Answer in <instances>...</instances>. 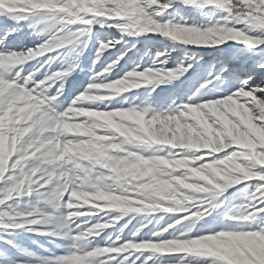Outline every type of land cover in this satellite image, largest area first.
I'll return each mask as SVG.
<instances>
[{"label":"snow or ice","instance_id":"obj_1","mask_svg":"<svg viewBox=\"0 0 264 264\" xmlns=\"http://www.w3.org/2000/svg\"><path fill=\"white\" fill-rule=\"evenodd\" d=\"M28 2L6 0L17 8L0 7V15L13 24H26L37 38L33 48L6 51L0 47V56L9 58L0 68V138L5 144L0 184L8 183L0 194V219L9 215L2 206L14 198H34L36 206L29 212H15L17 219L7 224L0 222V228L27 230L69 241L65 256L41 264H74L75 260L79 264H190L188 256H167L172 253L191 254L196 264H264V167H260L264 166V159L257 155H264V142L252 135L245 123L251 120L257 129L264 130V0H49L53 6L20 11L21 5ZM78 21L80 28L72 30ZM112 27L122 34L134 29L132 36H144L137 41L143 47L132 52L124 47L126 41L97 38L88 85L61 109L65 83L79 68L76 61L91 43L92 29ZM15 31L0 36V46L6 40H15ZM173 42L220 47L212 53H195L180 59L184 50ZM117 44L122 46L116 48ZM135 46L133 43L132 48ZM150 49L156 55L149 57L151 63L145 69L139 60ZM173 51L178 53L174 62L185 66L163 70ZM205 55L211 59L199 63ZM61 57L64 59L59 69L42 71ZM102 60L108 62L97 72L95 66ZM33 61V71L22 75L25 63ZM125 69L122 78L114 82L107 79ZM186 72L189 75L168 96L162 92L151 94L162 81ZM201 78L208 83L188 95ZM150 84L154 87L141 103L160 104L171 99L172 105L166 110L135 105L125 108L124 103L119 109L78 103L84 94L98 87L109 90L96 94L110 96L103 101L107 102ZM113 92L116 94L111 95ZM185 96L184 103H175ZM233 104V111L225 110L224 106L232 108ZM73 107L147 123H175L190 146L168 147L170 155H162L159 148L149 152V146L163 145L134 143L98 123L91 130L97 137H112L111 140L67 151L65 145L86 140L62 131ZM160 157L187 160L189 169L197 170L199 175L185 168L161 174L158 168L162 164L152 163ZM136 160L142 163L137 166ZM237 166L239 171L231 174L226 187L201 191L206 195L200 196L194 205H183L186 210L173 211L171 206H165L158 211L159 220L145 218L134 224L135 217L129 216L115 239L107 234L122 219H114L108 210L125 215L133 210L103 207L105 200L141 201L148 193L155 199L145 203L156 204L171 198L179 205L181 201L175 199V193L186 191L180 185L210 189L212 184H223L211 170L223 172ZM121 169H130L131 174L115 175ZM249 181L257 182L255 191L239 206L219 212L224 201L216 197ZM85 192L103 194L101 207L92 206L97 201L83 204L76 198ZM138 210L141 209H134ZM213 212L216 215L208 219ZM165 214L174 215L165 218ZM46 224L53 226L51 231L44 230ZM129 224L132 227L125 234Z\"/></svg>","mask_w":264,"mask_h":264},{"label":"rangeland","instance_id":"obj_2","mask_svg":"<svg viewBox=\"0 0 264 264\" xmlns=\"http://www.w3.org/2000/svg\"><path fill=\"white\" fill-rule=\"evenodd\" d=\"M219 15V14H218ZM1 18V16H0ZM79 22V21H78ZM203 23H207V21H202ZM42 27V26H41ZM3 35L5 32L15 29L14 36L16 37L15 40H6L5 42L8 43L11 47H13L14 51H20L21 49L33 48L36 46V36L30 34L32 30H30L26 24H11L7 23V25L3 26ZM76 28H80L79 24L73 26L72 30ZM115 28V27H112ZM93 39L91 43L88 44L87 50H85L76 61L79 64V68L76 72H74L69 78L68 81L65 83V95L61 97L63 104L61 105V109L66 108L70 103L71 99L78 94L84 92L85 87L89 83V78L93 74L92 69V60L94 58V53L96 52L95 47V38H108L111 39L115 37V39L122 40L123 42H127L124 47L131 48L132 52H137L139 49L143 47L137 41H142L144 36H132L127 34L126 37L119 30H108L105 32L104 30L93 31ZM134 32L133 30H129L128 33ZM102 34L100 37H97L96 34ZM256 38V37H252ZM83 39V38H82ZM78 41V45H79ZM135 43V48H132V44ZM178 48L183 49L184 51L179 54L180 59H184L185 56H190L195 53H212L217 50L220 46H198V45H181L179 42H173ZM122 45L117 44L116 48H120ZM12 50V51H13ZM115 51V49H112ZM131 54V53H130ZM52 55H55L53 53ZM107 53H105V56ZM155 50L150 49L147 55H141L139 60L140 66L142 68H147L151 63L149 59L150 56H155ZM178 56V53L173 51L171 53V58H169L165 64L163 70L166 71H174L177 66H185L180 65L177 62H174V58ZM2 64L8 62L5 60L4 56H0ZM19 59V58H17ZM63 57L60 60H57L55 63H52L49 67L45 68L42 71H51L54 72L61 67V62L63 61ZM127 59V57H125ZM211 57L205 55L203 59L199 60V63H204L205 61L210 60ZM107 60H102L100 64L95 66V70L98 72L104 65L107 63ZM33 62H26L24 67V72L22 75H27L29 72L33 71ZM123 63V62H121ZM187 63V61L185 62ZM195 67V64L192 65ZM127 69L124 72H120L119 75L113 73L107 79L109 81L114 82L117 78H122L123 75L126 74ZM191 69H189V72ZM40 75V74H38ZM189 75L188 72L182 73L176 77L167 78L165 81L161 82V85L155 86L156 91L151 93L153 96L156 93H161L164 96H168L171 92L173 87L181 80L185 79ZM41 78L43 76L41 75ZM208 81L201 78L198 82H195L192 86L191 92L188 95H192L197 89H200L202 85L207 84ZM77 86L78 91L75 93H68L67 88L70 86ZM153 85H143L140 89L137 90H130L126 94H120L116 96L110 101L103 102L105 99L110 98V96H98L97 93L101 91H109L104 88H96L94 92L84 94L79 100V104H99L101 108H104L105 105L107 108H116L119 109L121 103H124V107H128L129 105H135L137 107H151V108H159L160 111L166 110L170 105H172V100L163 101L160 104H142L146 98V95L151 92ZM163 90V91H162ZM116 93H111V95H115ZM95 97V98H91ZM187 100V96L183 97L182 99L177 98L175 100L176 104H182ZM126 102V103H125ZM226 111H233L235 109V104H233L232 108L224 106ZM70 115L67 117L64 125L62 126V131L66 135L84 137L86 140L78 141L76 143H69L65 145V150L67 151H74L80 150L84 144L88 145H95L97 142L102 140H111L112 137H97L94 131L91 130V126L94 124H103L107 130H115L117 135L124 136L125 138H130L134 143L137 144H153V145H163V146H149L148 151L154 152L159 148L161 150L162 155H170L168 147H178V148H185L189 147V143L185 142L183 130L179 128L175 123L172 122H142L136 120L135 118L128 120L124 117H115L113 115L107 113H100V112H92L87 108L82 107H73L70 109ZM84 118L81 121V118ZM80 123H77V122ZM249 132L256 136L257 139L264 142V130L257 129L255 125L251 123V120L245 122ZM132 124L134 127H129L128 125ZM99 130V129H97ZM219 138L217 137V140ZM223 147V145H221ZM4 151H5V144L2 138H0V175L3 174L4 171ZM180 151H189V150H180ZM260 156L261 159H264V155L257 154ZM163 158V157H160ZM159 159V158H156ZM142 163L140 160H136V165L139 166ZM190 162L187 160L177 161L175 159L166 160L164 158V163L160 166V168L165 172L168 173L169 171L179 170L180 168L188 169L193 173V175L198 176L197 170L189 169ZM264 167V166H260ZM236 168H239L238 166ZM231 169V168H230ZM230 169H226L223 172H217L215 170H211L214 177H217L223 181L222 185L212 184L210 189H200L199 185H180L181 188H186V191H178L175 193V199L180 200L181 203L179 205L173 203V200L164 199L161 200L159 203L156 204H148L145 203L147 200L155 199L150 194L146 193L144 196V200L141 201H122L119 199H110L105 200L103 203V207L109 208H128L133 211H129L125 214L116 213L114 210H108L112 212L114 216H121L122 219L118 220L117 223L111 226L109 229L113 239L116 238V235L119 234V228L123 226L124 222L128 219L129 216H134L135 219L132 221L134 224L137 220H144L145 218L151 220L155 218L156 220L160 219L161 214L158 211L164 209L165 206H171L173 211L176 210H186L183 208L185 204H196L200 196H204L206 194H201V191L204 193L209 191H219L221 188L226 187L230 183L231 175H229ZM235 171L233 170V173ZM131 174L130 169H121L119 172L115 173L117 176H127ZM257 175L260 173H256ZM206 183H210L209 181H205ZM256 181H249V182H242L239 186H234L232 189L225 190V192L220 193L216 200H223L224 207L219 208L218 211L224 213L226 210H230L232 205L239 206L245 198L255 191ZM8 183L0 184V194L4 190H6ZM232 193H235V196H232ZM185 197H190L185 199ZM225 197H231L230 200H226ZM76 198L81 200L83 204H89L91 201H97L98 203L92 205L94 207H101L99 201L103 199V194L85 192L77 194ZM212 203H215L213 201ZM33 206L35 205V199L26 200L23 198H14L11 202H6L5 206H2L4 209L7 210L8 216L3 217L0 219V222L3 223H11L14 222L17 218L14 216V213L19 211L21 213L29 212L32 210ZM39 207H42L39 206ZM136 207H139L141 211H134ZM149 209H155L154 211H149ZM174 215V214H165V218L167 216ZM194 215V214H193ZM216 212H213L211 216L207 217L211 219L212 216H215ZM239 215V214H237ZM11 217L12 219H9ZM95 218V216H94ZM223 218L222 216L220 217ZM115 219V218H114ZM228 223V221H225ZM139 226V225H137ZM31 227V226H29ZM132 225L129 224L127 228L124 229V233L128 234V229L131 228ZM45 231H51L53 226L51 224L43 225ZM108 229V230H109ZM96 241H93L95 244ZM102 243V242H101ZM69 249V241L63 238H56L47 235H37L31 231L27 230H14L10 228H0V264H41L42 261L49 260L55 257H63L68 253ZM181 255L188 256L190 258V264H196V258L192 257L191 254H178L172 253L167 254L168 257H175L179 258Z\"/></svg>","mask_w":264,"mask_h":264},{"label":"clouds","instance_id":"obj_3","mask_svg":"<svg viewBox=\"0 0 264 264\" xmlns=\"http://www.w3.org/2000/svg\"><path fill=\"white\" fill-rule=\"evenodd\" d=\"M46 6L50 7L53 5H51L49 0H29L28 3L21 5L20 11H23L24 8H28V7L39 8V7H46ZM0 7L17 8V5L6 3V0H0ZM128 34L132 35V33H128ZM29 51H32V50L30 49ZM5 58H7V57H5ZM49 111H51V110H49ZM152 163L154 166L163 164L164 158H159V159L153 160ZM233 170L236 172V171H239V168H236V167L231 168L229 171V175H231L233 173ZM158 171L161 174H166L161 168H158ZM104 187H108V186H104ZM154 210L155 209H152L151 211H154ZM138 211H141V210H138ZM74 264H79V260H75Z\"/></svg>","mask_w":264,"mask_h":264},{"label":"bare ground","instance_id":"obj_4","mask_svg":"<svg viewBox=\"0 0 264 264\" xmlns=\"http://www.w3.org/2000/svg\"><path fill=\"white\" fill-rule=\"evenodd\" d=\"M75 89H71V91H74Z\"/></svg>","mask_w":264,"mask_h":264}]
</instances>
